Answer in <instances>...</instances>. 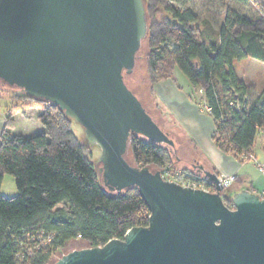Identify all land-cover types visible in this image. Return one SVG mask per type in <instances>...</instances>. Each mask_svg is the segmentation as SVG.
Here are the masks:
<instances>
[{
  "label": "water",
  "instance_id": "1",
  "mask_svg": "<svg viewBox=\"0 0 264 264\" xmlns=\"http://www.w3.org/2000/svg\"><path fill=\"white\" fill-rule=\"evenodd\" d=\"M146 32L143 0H0V80L77 121L100 148L103 185L116 193L136 187L150 212L146 226L72 249L53 264H264L258 193L235 192L228 207L218 174L203 164L192 166L214 191L127 160L132 134L176 151L125 80Z\"/></svg>",
  "mask_w": 264,
  "mask_h": 264
},
{
  "label": "trees",
  "instance_id": "2",
  "mask_svg": "<svg viewBox=\"0 0 264 264\" xmlns=\"http://www.w3.org/2000/svg\"><path fill=\"white\" fill-rule=\"evenodd\" d=\"M189 1L143 0L148 81L174 80L175 70L181 71L191 84L189 98L206 107L213 120L215 146L242 162L253 154L264 128V84L256 91L249 79L238 76L234 61L264 62V6L260 0H216L222 20L215 27L213 19L200 18L187 6ZM239 2L253 3L256 14L239 10L234 5ZM16 96L22 106L41 108L37 120L44 129L29 135L1 133L0 185L11 175L16 194L0 192V264H49L72 241L100 246L148 224L150 212L136 187L116 193L103 185L91 146L72 129L73 118L20 90ZM13 115L6 114L8 127ZM128 149L135 166L162 174L176 171L174 152L166 145L132 134ZM232 196L230 187L221 192L228 207Z\"/></svg>",
  "mask_w": 264,
  "mask_h": 264
},
{
  "label": "crops",
  "instance_id": "3",
  "mask_svg": "<svg viewBox=\"0 0 264 264\" xmlns=\"http://www.w3.org/2000/svg\"><path fill=\"white\" fill-rule=\"evenodd\" d=\"M260 1L264 6V0ZM242 63H244L245 67L244 69L241 67V72H245L246 74H241L238 71V64ZM234 66L238 76L243 79H249L253 83L256 91L262 87L264 84V75H262L261 70H255L254 66H259L264 69V62L247 57L238 62L234 61ZM154 86L156 95L161 102L160 104L155 103V106H157L156 109L162 122L157 118L156 121L166 126L168 132L178 128L183 133L185 143L194 151V156H191L192 161L196 160L202 163L205 167L216 172L219 177L233 176L234 180L230 187L233 194L241 190H249L256 193L264 192V171H261L254 163H252L253 165L251 167H248L250 161L241 162L232 155L223 153L215 146L211 140V134L214 129L213 120L201 108L199 103L189 98L188 88L186 90L181 86L179 88L171 78L159 81ZM7 111L0 109V138L3 130L8 131L10 134H22L18 133L14 128L20 120L22 124L26 123V119H22L21 117H30L27 109L17 110L13 115V126L8 127L6 121ZM40 112L41 110L32 121L34 127L41 132L43 131V126L37 120V115ZM19 132H22V130ZM259 134L262 139L261 148H264V128L259 131ZM252 153L256 158L254 149ZM4 178L5 176L3 180Z\"/></svg>",
  "mask_w": 264,
  "mask_h": 264
},
{
  "label": "rangeland",
  "instance_id": "4",
  "mask_svg": "<svg viewBox=\"0 0 264 264\" xmlns=\"http://www.w3.org/2000/svg\"><path fill=\"white\" fill-rule=\"evenodd\" d=\"M216 3H217L216 0H213V1L211 0H190L187 3V6L192 7L200 18L207 17V18L213 19L214 26L218 27L222 20V13H221L220 5ZM234 5L237 8H239V10L243 11L249 16H253L256 11V7L251 2H248V3L239 2V3H235ZM145 54H146V45H145V41L143 40L138 50V53H137V58H136L134 69L130 74H126L125 80H126L128 87L140 99V101L147 108V110L152 115V117L155 120L157 118L160 122H162L161 118H159L158 111L156 109L157 106H155L156 105L155 103L160 104L161 102H160L159 97H157L156 95L154 84L150 85L148 81ZM241 67H243L242 69H244L245 67L244 63L238 64L239 72H241ZM254 69L262 71L263 68L262 67L260 68L259 66H254ZM241 74H246V73L241 72ZM173 79L175 80L174 83L178 87L181 86L185 90L186 88H188V90L189 88H191L190 82L188 81L186 76L181 71L175 70V72L173 73ZM18 93H19V90H17L14 87L8 86L7 84L3 83L0 80V109H5L8 111H13V112H16L17 110H20V109H27V113L29 114L30 117H21L22 119H26V123L22 124L20 120L17 126L14 128V130H17L18 133H22L25 135L40 132L36 127H34L32 120L36 118V114L41 110V108L35 105L22 106L21 102L17 101L16 100L17 98H15V96ZM199 93L200 92L198 91V94ZM203 109L206 110V107H203ZM159 124L164 130L166 131L168 130L166 126L162 125L161 123ZM72 129L74 133H76V135L81 140H84L85 142L88 143L89 146H91V149L93 151V159L95 160V165L98 168L100 165L99 160H98L99 155H100L99 146L96 143H92L88 141V139L85 136L83 127L75 120H72ZM20 130H22V132H19ZM169 132L176 143V151L174 152L173 166L175 167L176 171L180 172L183 170L187 176H190L194 178V180H196L195 177H193V175L189 173L190 171H192L193 173H196L195 170L190 166V162H192L191 156H194V151H192L190 147L185 143L184 141L185 137L178 128L175 129L174 131L170 130ZM261 144H262L261 135L258 134L257 141L254 145V153L256 154V158L252 154L253 155L252 157L248 156L246 159H244V161H250V163L248 164V167H251L253 165L252 163H254L259 168V165L264 163L263 162L264 161V148H261ZM175 155L179 159H177ZM126 157H127V160L132 163V159H131L132 156H131V152L129 149L127 151ZM152 169H155V168L152 167ZM184 169H186L187 172H185ZM196 181L203 183V181H201L200 178ZM231 185L229 187H231ZM230 191H231V188H230ZM0 192L4 196H13L16 194L15 183L11 175H8V174L5 175V178L1 182V185H0ZM82 247H85V244L83 241L77 240V241L70 242L68 245H66V247H64L62 250H60L59 252L55 253L52 256L49 264H53V262L56 259H58L62 254L67 253L68 251L72 249L82 248Z\"/></svg>",
  "mask_w": 264,
  "mask_h": 264
},
{
  "label": "built area",
  "instance_id": "5",
  "mask_svg": "<svg viewBox=\"0 0 264 264\" xmlns=\"http://www.w3.org/2000/svg\"><path fill=\"white\" fill-rule=\"evenodd\" d=\"M253 155L249 156L252 157ZM246 159V158H245ZM259 169L261 171H264V163H262L261 165H259ZM163 177L169 181H174L176 183L181 184L182 186H186V187H192V188H201L207 191H210V187L207 186V184L203 181V183L194 180V178L187 176L183 171H164V174H162ZM220 183L223 187V189L228 188L234 180L233 176H228V177H219ZM260 195V197L264 198V192H260L258 193Z\"/></svg>",
  "mask_w": 264,
  "mask_h": 264
},
{
  "label": "flooded vegetation",
  "instance_id": "6",
  "mask_svg": "<svg viewBox=\"0 0 264 264\" xmlns=\"http://www.w3.org/2000/svg\"><path fill=\"white\" fill-rule=\"evenodd\" d=\"M194 162H195V163H199L198 161L195 160V161L190 162V166L195 170V172H196L199 176H200V175L202 176V177H201V176L199 177L200 180H204V182H205L206 184H208L207 186L210 187V191H211V190L214 191V184H213L212 182L208 181V180L203 176V173L201 172V170L198 169V166H196L197 164L195 165V167L192 166V164H193ZM200 164H202V163H200ZM204 167H205V166H204ZM205 168H207V167H205ZM196 178H197V177H196ZM196 178H195V179H196ZM199 178H198V179H199ZM222 191H223V190H222Z\"/></svg>",
  "mask_w": 264,
  "mask_h": 264
}]
</instances>
